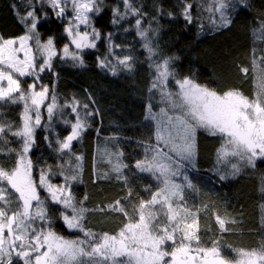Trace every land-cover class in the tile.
I'll list each match as a JSON object with an SVG mask.
<instances>
[{
  "label": "trees",
  "instance_id": "16d2710c",
  "mask_svg": "<svg viewBox=\"0 0 264 264\" xmlns=\"http://www.w3.org/2000/svg\"><path fill=\"white\" fill-rule=\"evenodd\" d=\"M48 2L0 0V47L33 32L38 55L45 56L42 44L50 41L58 50L51 68L38 73L62 110L44 113L38 124L30 160L42 202L26 218L27 231L80 243L119 238L126 227L143 235L135 226L145 209L154 215L164 254L215 250L227 262L264 255V158L235 163L233 173L220 157L228 137L172 104L190 80L264 107V0H94L88 19L101 38L81 52L71 50L68 33L74 12L63 16ZM21 96L0 99V158L11 162L0 161V224L21 212L7 177L26 154ZM77 123L81 134L64 148ZM119 131L144 140L133 168L149 182L141 188L145 206L132 205ZM46 183L67 186L69 198H52ZM6 229L10 236L13 227ZM84 252L76 264H133L122 257L89 261Z\"/></svg>",
  "mask_w": 264,
  "mask_h": 264
},
{
  "label": "rangeland",
  "instance_id": "374dc122",
  "mask_svg": "<svg viewBox=\"0 0 264 264\" xmlns=\"http://www.w3.org/2000/svg\"><path fill=\"white\" fill-rule=\"evenodd\" d=\"M93 2L94 0H49L48 2L63 16L68 11L74 12L69 18L72 25L68 28L73 51L81 52L93 48L100 41V33L88 19L93 11ZM33 35L31 32L24 37L5 41L0 47V99L12 95L18 96L21 92L20 100L24 107L26 105L23 130L26 139V154L17 170L7 176L11 187L20 196L21 212L17 215L11 214L5 220L1 218L4 223L0 224V262L10 264L14 259H19L26 264H76L80 258L78 252L81 249L82 252L87 253L88 257L85 260L89 261L122 257L133 264H264V255L258 253H245L243 260L238 262L225 261L215 250H204L200 253L199 250L187 248L171 255L164 254V244L156 237L152 228L154 215L145 209H142L140 222L135 226L142 227L143 235L132 236L127 230L129 227H126L118 235L119 238L104 236L100 237L101 240L98 242L86 239L80 243L78 240L64 239L62 236L58 238L52 233H35L33 236L32 231H27L26 218L32 217L35 207L42 202L40 187L34 181L33 165L30 160L31 150L35 146L38 124L43 119L44 113L51 117L62 110L57 99L51 96L50 90L41 87L38 77V73L42 74V71L51 68L52 61L58 55V50L50 41L42 44L45 56L38 55L32 45ZM68 54L69 52H66V56ZM39 65L42 66L41 69ZM187 82L191 86L190 89L183 86L180 99L175 100L176 102L172 100V104L179 110L184 109L183 116L195 120L200 127L214 129L228 137V144L221 149L220 157L232 166L233 173L237 170L233 167L235 163L245 162L248 166L264 158V107L238 93L221 96L197 86L190 80L184 83ZM189 94L195 98H191ZM164 98L169 99L168 94L164 93ZM261 116L262 119H260ZM82 127L81 123L74 126L76 134L67 139L64 148L70 147L72 141L81 134ZM129 135V131L126 133L119 131L120 150L124 163L131 171V174L127 176L130 179L129 189L133 194L132 205L136 208L140 202L144 205V200L147 198L141 188L149 185V182L135 175L133 166L141 160L142 155L136 148L137 141ZM0 161L3 164H11L10 161L1 158ZM67 189L69 190L67 186L55 187L46 183V190L51 193V197L59 201L64 195L69 198ZM63 205L68 206L69 201L63 202ZM71 217L65 215L66 221L76 226L77 221ZM9 225L14 229L10 236L6 229ZM51 238L56 241L55 246L50 243ZM60 239L70 242L73 246L64 241L61 244ZM131 241L140 247L131 248ZM60 244L63 247H60Z\"/></svg>",
  "mask_w": 264,
  "mask_h": 264
},
{
  "label": "bare ground",
  "instance_id": "6f19581e",
  "mask_svg": "<svg viewBox=\"0 0 264 264\" xmlns=\"http://www.w3.org/2000/svg\"><path fill=\"white\" fill-rule=\"evenodd\" d=\"M185 87H188V88L190 89L191 86H190V85H186ZM189 95H190V94H189ZM190 97H191V98H195V97L192 96V95H190ZM260 119H262V116L260 117ZM130 137H131L132 139H134V141H137V144H138V143H141V141H144V140H141V139H139V138L135 139L133 136H130ZM137 144H136V148H138V147H137ZM127 230H128V229H127ZM125 232H126V231H125ZM125 232H124V233H125ZM120 233H121V232H120ZM49 241H50V243L53 244L54 246L56 245V241H53L52 238H51ZM60 243H61V242H60ZM61 244H63V243H61ZM61 244H60L59 246H60V247H63V245H61ZM63 249H64V248H63Z\"/></svg>",
  "mask_w": 264,
  "mask_h": 264
}]
</instances>
